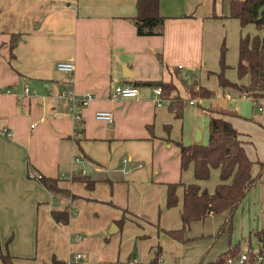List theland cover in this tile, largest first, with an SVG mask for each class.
Masks as SVG:
<instances>
[{
    "label": "crops",
    "instance_id": "obj_1",
    "mask_svg": "<svg viewBox=\"0 0 264 264\" xmlns=\"http://www.w3.org/2000/svg\"><path fill=\"white\" fill-rule=\"evenodd\" d=\"M231 1L159 0L163 35L139 37L130 22L136 0H0V256L10 264H68L76 254L83 258L72 264H207L227 250L225 237L203 231L213 218L220 226L226 214L183 231V188L173 208L166 207V189L197 184L213 193L219 184L218 170L207 181L195 180L192 165L181 172L173 143L194 144L199 133L206 145L209 107L235 111L238 117L224 119L249 160L264 161V100L222 89L208 74L219 71L224 42L226 78L246 84L235 69L239 39L264 37V30L241 29L226 17ZM59 62L72 63L73 73L58 71ZM150 81L172 83L188 102L183 81L196 82L214 98L188 104L176 119L167 101L156 105L149 87L137 86L135 98L110 96L115 86ZM71 90L94 96L79 110V133L57 100ZM97 111L110 112L112 123L96 120ZM38 176L58 180L73 199L54 196ZM83 176L92 189L72 180ZM52 210L69 212V223H55ZM247 233H259L250 243L264 249V173L235 212L232 244Z\"/></svg>",
    "mask_w": 264,
    "mask_h": 264
},
{
    "label": "trees",
    "instance_id": "obj_2",
    "mask_svg": "<svg viewBox=\"0 0 264 264\" xmlns=\"http://www.w3.org/2000/svg\"><path fill=\"white\" fill-rule=\"evenodd\" d=\"M263 7L262 16L258 19V11ZM136 15L130 20L139 37L162 36L165 24V17L159 13V0H136ZM213 18H219L212 15ZM227 18L239 21L240 28L253 25L256 30H264V0H232L228 6ZM16 35L10 39V58H13V50L16 44ZM259 35L250 37L241 35L238 44V63L236 65L237 79L247 77L246 84L230 82L225 72L229 68L226 63V46L224 42L219 50V71L214 74L220 88L238 89L240 94L253 101L264 100V45ZM161 61V58L157 56ZM133 87H160L162 98L168 102V110L176 119L183 117L184 109L188 101L183 100L177 94V89L172 83L162 81L133 82ZM184 88L189 94V99L209 100L214 98V92L205 87L199 86L196 82L187 83L183 81ZM197 87V89H196ZM208 114V141L206 145L194 143L183 145L181 142H173L180 153V170L186 171L189 165L193 166V176L197 181H207L212 170L219 171V184L213 193L201 189L197 184L183 185L181 183L167 184L166 207L177 206L178 199L176 190L183 188L181 223L182 230L186 231L194 222L205 221L211 216L226 214L224 223L213 236L214 239L227 232L228 247L215 261L207 264H225L227 259L236 258L241 255V243L231 245V233L233 219L236 210L246 197L247 193L256 185L264 173V161H251L246 155L243 142L239 139V133L225 120V117H238L235 111L209 107ZM169 132V126H165ZM77 133L81 131V123L76 127ZM78 144V141H76ZM73 181L85 183L87 189L94 187L87 177H72ZM42 185L54 196H73L66 190L58 187L57 181L50 178H40ZM51 217L59 225L69 223L70 214L67 211L52 210ZM122 223V221H121ZM120 224V223H119ZM259 235V233H256ZM186 242L187 240L178 239ZM248 239V243H249ZM264 249L260 247L259 252ZM248 252L250 263L252 262V251L249 244ZM159 254L156 255L153 263H156ZM3 264H10L8 255H1ZM202 263V260L199 264ZM62 264V263H58ZM118 264V263H116ZM128 264V263H127Z\"/></svg>",
    "mask_w": 264,
    "mask_h": 264
},
{
    "label": "built area",
    "instance_id": "obj_3",
    "mask_svg": "<svg viewBox=\"0 0 264 264\" xmlns=\"http://www.w3.org/2000/svg\"><path fill=\"white\" fill-rule=\"evenodd\" d=\"M56 69L64 73L71 74L74 71V65L72 63L59 62L56 64ZM151 91L155 95L156 105L162 106L163 102L166 101L162 98V89L160 87H152ZM6 92L10 93V90H7ZM25 94H27V89H25ZM110 96L113 99L135 98L139 96V90L138 88L133 86H115L112 89ZM93 98L94 96L92 93L86 92L83 94H76L73 90L61 92L57 95L59 105L66 108L71 113L72 118L75 122V128L79 125L81 121V115L79 114V110L87 106L93 100ZM196 100L197 99L189 100L188 104L193 105ZM95 119L111 124L113 118L110 112L97 111L95 113ZM38 123H42V120H39ZM35 125L36 124H33L31 128H33ZM2 133L6 134L7 130L2 129ZM128 160L129 158L126 157L122 160V162L126 163ZM38 178L40 177L38 176ZM82 258L83 255L76 254L75 256H73V259L68 261V264H72L74 261H78ZM249 261L250 255L248 254V252H244L236 258L227 259L225 264H264V250L262 252H253L252 262L250 263Z\"/></svg>",
    "mask_w": 264,
    "mask_h": 264
},
{
    "label": "rangeland",
    "instance_id": "obj_4",
    "mask_svg": "<svg viewBox=\"0 0 264 264\" xmlns=\"http://www.w3.org/2000/svg\"><path fill=\"white\" fill-rule=\"evenodd\" d=\"M253 28V27H252ZM198 100V99H197ZM200 100H202V99H200ZM203 101V100H202ZM186 105V107L188 108V107H190L189 105H188V103L187 104H185ZM195 108V107H194ZM208 109V108H207ZM184 111H185V109H184ZM184 113V112H183ZM184 145V144H183ZM212 180V179H211ZM237 211V210H236ZM234 217H235V214H234ZM220 220H221V217H220ZM233 221H234V219H233ZM224 223V220L223 221H221L220 222V226H222V224ZM219 226V217L217 218V219H215V218H213V219H211V221L209 222V223H206V225H205V227L203 228V231L204 232H209L208 234H213L212 236H210L211 238H213V236L216 234V230H218L219 228H220V226ZM218 228V229H217ZM232 232H233V229H232ZM249 233V232H248ZM248 233L246 234V235H244V237H241L240 239H239V242L241 243V250H242V252H241V254L242 253H244L245 251H247L248 249H249V244H250V248H251V250L252 251H255L256 250V248H255V246H253L250 242L248 243V239H249V241H250V237H252V236H254V237H256V233H251V235L249 236L248 235ZM222 237H225V243H226V248L228 247V234H227V232H225V233H223L222 235H220L219 237H217V238H222ZM201 238V237H200ZM200 238H197V239H200ZM216 238V239H217ZM214 239V238H213ZM218 239V240H219ZM184 240H187V241H189L188 239H184ZM215 240V239H214ZM182 242V241H181ZM184 242V241H183ZM186 243V242H185ZM233 243V234L231 233V245L232 246H234L235 244H237V243H235V244H232ZM218 258V257H217ZM216 258V259H217ZM215 259V260H216ZM214 260V261H215Z\"/></svg>",
    "mask_w": 264,
    "mask_h": 264
},
{
    "label": "water",
    "instance_id": "obj_5",
    "mask_svg": "<svg viewBox=\"0 0 264 264\" xmlns=\"http://www.w3.org/2000/svg\"><path fill=\"white\" fill-rule=\"evenodd\" d=\"M262 11H263V7H261V8L259 9V11H258V19L261 18V16H262ZM262 43H263V45H264V39L262 40ZM199 141H200V136H199V133H197L196 138H195V142H196V143H199ZM112 227H114V226H111V228H112Z\"/></svg>",
    "mask_w": 264,
    "mask_h": 264
}]
</instances>
